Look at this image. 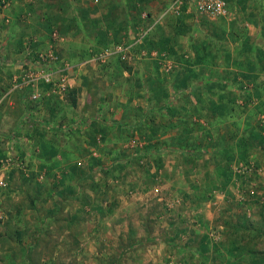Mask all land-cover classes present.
<instances>
[{
    "label": "rangeland",
    "instance_id": "374dc122",
    "mask_svg": "<svg viewBox=\"0 0 264 264\" xmlns=\"http://www.w3.org/2000/svg\"><path fill=\"white\" fill-rule=\"evenodd\" d=\"M172 1L0 3V67L8 68L1 82L9 84L0 93V107L20 108L17 122L21 118L23 129L36 139L31 145L24 138L28 134L20 138L18 131L16 138L0 139L5 183H0V264H264V245L258 244L264 241L263 70L254 95L253 90L237 92L238 82H231L223 91L229 102L218 95L213 102L204 87L178 94L198 82H175L187 73L158 70L152 61L149 66L137 50L131 60L161 79L157 84L125 82L109 64L85 63L102 48L142 31L151 37L159 26L162 36H171L183 16L197 19L186 29L190 25L197 41L203 40L211 27L202 25L211 17L197 10L196 0H185L179 13H166ZM262 1L226 0L233 13L253 4L256 11ZM55 32L80 43L71 46L72 54L66 46L59 50L72 66L71 77L83 79L84 104L71 82L63 97L48 95V86L40 84L42 97L36 102L30 99L32 86H14L25 64L54 44ZM147 40L151 49L154 39ZM154 44L178 59L171 40ZM131 60L114 57L111 63L129 68ZM246 79L243 89L252 87ZM27 101L52 115L25 111ZM9 120L3 129L13 128ZM188 213L198 214V228L190 226ZM184 233L190 241L181 245L177 240Z\"/></svg>",
    "mask_w": 264,
    "mask_h": 264
},
{
    "label": "crops",
    "instance_id": "0c3cea01",
    "mask_svg": "<svg viewBox=\"0 0 264 264\" xmlns=\"http://www.w3.org/2000/svg\"><path fill=\"white\" fill-rule=\"evenodd\" d=\"M255 8L256 6L255 4H253L252 7L250 6V8H246V11L244 7L240 8L239 10L237 9L236 10L237 13L236 11L235 13L239 17H236L235 13H233L230 10L229 11L230 13L227 17H222V19L221 18H218V19L211 18L212 19L211 22L208 23L207 21L206 25H202L203 27H207V26L211 27L207 29L205 28L206 32L202 34L203 37L207 39L208 41H210V43L212 44L210 51H206V52L200 51L202 47H198L199 44H198L197 39L199 37L197 36V32H196L197 30H195L194 28L190 29L189 28L190 25H189L188 26L189 31H187L186 29L187 26L185 25L186 23H189V22H191L192 24L193 22L197 21V19L195 20L188 19L187 16L180 17L181 21L178 23L181 25L177 26L179 28L178 29L176 28V31L172 32L171 36L169 34H166V35H169L170 37L166 35L162 36L160 34L161 32L158 31L159 29V26H158L152 33L150 32L151 37L149 35L148 37H146L144 44L147 46L149 42L147 38L150 40L154 39V40H151V43H152V45L150 46L151 49H156L158 50L159 54H162L163 48L160 46H156L154 44V41L157 40L159 42H163V41L171 40L170 46H172V53L173 54L175 53V58L177 57L178 59L177 60L173 59L168 53V55L170 56L169 59L171 60V66H172V68L169 70V73L174 71V69H176L175 70L176 72L183 71L187 73V76L185 78H183L184 77L183 75H180L178 78H175V82H179L177 80L180 78H183V79H187V82L201 83L207 80V78H209L208 76H206L204 71H208L209 72L208 74L212 76L214 73L218 72V74H220L221 72H223V70L231 68L234 71H236L237 77L235 78V80H232V81L229 80L226 82L228 83L238 82L236 84L238 87L237 92L239 90L240 91L245 90L248 94H251L250 90H253V93L251 95H254V90H255L253 89V87H255L254 82L255 83L259 82V79L261 77L260 70H263V73H264V65H263L264 58L263 59L261 58V55H264V9H263L264 1L260 3V5L258 6V10L255 11ZM260 11H262L263 13L259 14ZM255 13H257V15ZM219 20L222 22L221 23L218 22ZM196 23H194V25L197 27ZM220 30H222V32ZM160 35H161V39L158 40V38H160ZM199 42H201V40ZM72 45L79 47L80 43L79 41H75V40L73 41L71 40V43L68 42V40L66 41L63 40L60 43V48L66 46V48L68 47L69 52H71L72 54L73 53V49L71 48ZM81 46H85V44L81 42ZM59 51L62 55L61 49ZM199 53H202V56L205 55V57L203 59L201 58L197 59V56ZM237 55L241 56V60L236 59ZM146 59H148V63L146 64H148L149 66L150 65L152 66V63H153L157 67L158 70L162 69V64L160 63L161 62L160 60L144 58L142 61ZM149 61H152V63H150ZM112 63L110 62L109 65H105V66L109 70L120 75L121 78H124L125 82H148L147 83V86H148L150 82L153 84H157L158 82L161 81V79H157L156 77H154V75L151 74L150 70L146 71L143 68H138L137 66H135L134 60L130 61V64H133V66L130 65L132 68L131 67L122 68L123 65L121 67L119 66V64H117L118 61L117 63L115 62V64H117L118 66H112L113 65ZM11 64L14 65L13 60L11 61ZM7 69L8 68L5 66L0 67V93H2V91H6L7 88L9 87V84H7L6 82H1V75H3V73ZM201 71H203V73ZM113 72H111V74ZM247 77L250 78L249 82H251L250 86L252 87L250 88L247 86V84H245V89H243L244 83L247 82V79H246ZM202 78L204 81H202ZM82 80L83 79L82 78L80 79V77L79 78L72 77L71 87H74V88L77 87L78 103L84 104L86 103V101L83 100V98L85 97L86 94L83 93L84 90L81 86ZM113 82H118L117 78L114 79ZM133 86H135V84H133ZM229 86H233V85L230 84ZM29 92L30 90H27L24 96L28 97L30 94ZM260 95L261 94H258L257 96H260ZM242 96H243V93H241V97ZM13 105L14 104L9 103V104H5L4 106L0 107V137H1L0 139H2L3 137H9V136L15 137L13 136V133H15V131H18L16 132V134L20 138H23V134L25 133L28 134V135H25L24 138L31 145H33V142L36 140L34 139V136L31 137L32 135L31 133L33 132H31V130L29 129H25V130L23 129V126H22L23 121L21 118L17 122V117H22L23 111L20 108L18 107L16 108V106L15 105L13 106ZM26 106L27 108L25 109V111L30 112L31 110L34 113V115L36 113L37 114L39 113L44 116H47L48 118H49V115H52V112L51 111L48 112V110L46 108L44 109L42 105L32 104L28 102ZM9 118L11 119L9 120L10 125L12 124L11 126H13L14 129L13 128L7 129L8 127H5V129H3L2 128L3 125L8 124L7 119ZM14 123L16 124L15 127H14ZM50 135H51L50 132L45 134L47 138ZM48 140L50 139L48 138ZM28 142H25V143H28ZM17 143L19 145L20 144L22 145L21 142L20 143L17 142ZM188 214H189L190 226L191 227L193 226V229H195L196 227L198 228L199 221L196 219L198 217L195 218V216H198V214H195V213H188ZM207 219H209L208 216H207ZM189 237H190L189 234L184 233L180 238H178L177 241L181 245H184V241L186 240L190 241V239H188ZM258 244L264 245V241L263 242L258 241ZM219 247L221 249L222 246L220 245ZM261 249L263 250V247H261ZM259 264H260V260H259Z\"/></svg>",
    "mask_w": 264,
    "mask_h": 264
},
{
    "label": "built area",
    "instance_id": "2783aa9c",
    "mask_svg": "<svg viewBox=\"0 0 264 264\" xmlns=\"http://www.w3.org/2000/svg\"><path fill=\"white\" fill-rule=\"evenodd\" d=\"M9 0H0V3L9 4ZM187 3L185 0H173L170 6L166 9V13L172 9L173 12H180ZM197 10L201 13L207 14L212 19H218L222 17H227L229 15V10L226 0H196ZM148 35L147 31H142L139 36H135L130 41H120L113 46H106L100 51L96 52L91 58L86 61L96 62L98 64H109L112 58L117 57L122 60H131L135 54L133 51L137 50L139 53V58H150L160 60L162 64V69L166 72L172 68L171 60L166 56L165 52L159 54L158 50L147 48L144 44L145 39ZM54 44H51L48 51L41 54L40 58L31 61L34 63L25 64L24 70L20 76L17 77L15 87L21 86H32L34 92L31 93L30 99L33 102L42 97V93L38 89L40 84H46L47 94L50 96L63 97L68 92L71 75L70 70L72 66L70 62L65 61L61 58L59 47L60 41L63 40L57 32L54 33ZM1 184H5L2 179H0Z\"/></svg>",
    "mask_w": 264,
    "mask_h": 264
},
{
    "label": "trees",
    "instance_id": "16d2710c",
    "mask_svg": "<svg viewBox=\"0 0 264 264\" xmlns=\"http://www.w3.org/2000/svg\"><path fill=\"white\" fill-rule=\"evenodd\" d=\"M198 47H202L200 49V51H203V52H206V51H210L211 49V43L210 41H208L207 39H203L201 40V42H198ZM205 57V55L202 56V53H199L198 56H197V59L201 58L203 59ZM225 70H223L224 72ZM222 72V73H223ZM216 74L215 76H209V78H207V80H209V82H206V80H202L204 82H201V83H195V84H188V85H184L182 87V91H178L177 93L178 94H181V93H188L187 91H189V89H193V90H196L197 87L199 88V90L201 89V87H204L205 89H207V91L205 92L204 95L206 96H209L210 97V101H213L214 102V95H218L220 98H222L223 100H227V102H229V97L228 95H226V93L224 94V90H226L228 88V85L232 84L234 85L233 83L231 82H226V81H232V80H235V78L237 77L236 76V72L235 71H232L231 75L230 76H226L224 74ZM214 75V74H213ZM187 75H185L183 78H185ZM183 78H180L178 79L177 81L179 82H187V79H183ZM175 84V82H174ZM218 87V89H216ZM175 93H176V90H175ZM71 102L73 105H76L77 103V92L76 90H72V93H71ZM214 104V103H213ZM215 107V105H213ZM219 106V105H218ZM225 106V105H224ZM233 108H231V111ZM220 110L221 112H224V111H227L224 107H220ZM202 151V150H201Z\"/></svg>",
    "mask_w": 264,
    "mask_h": 264
}]
</instances>
